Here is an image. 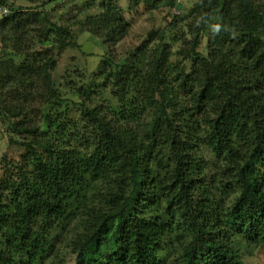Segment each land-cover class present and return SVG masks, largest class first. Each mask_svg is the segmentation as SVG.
I'll list each match as a JSON object with an SVG mask.
<instances>
[{
  "label": "trees",
  "instance_id": "1",
  "mask_svg": "<svg viewBox=\"0 0 264 264\" xmlns=\"http://www.w3.org/2000/svg\"><path fill=\"white\" fill-rule=\"evenodd\" d=\"M14 1L0 0L10 9L0 20V116L28 151L4 159L0 264H62L60 252L73 264H246L264 250V0H194L184 14L180 0H129L170 11L161 34L147 35L165 40L182 23L180 45L156 44L148 62L140 44L108 69L119 110L82 104L68 148L63 122L55 144L38 146V136L44 119L53 124L45 107L58 98L57 58L80 48L70 25L112 47L130 21L115 0H83L65 23L45 8L57 0Z\"/></svg>",
  "mask_w": 264,
  "mask_h": 264
},
{
  "label": "rangeland",
  "instance_id": "2",
  "mask_svg": "<svg viewBox=\"0 0 264 264\" xmlns=\"http://www.w3.org/2000/svg\"><path fill=\"white\" fill-rule=\"evenodd\" d=\"M100 0H97L99 2ZM117 4L121 5L124 16L130 21V29L126 37L117 43L115 46L107 47L96 36L87 32H80L79 27L70 25L71 31L74 34L75 41L80 45L78 49L66 48L57 58L56 68L51 72V77L58 88V98L49 102V105L45 107L46 114H49L53 119L51 124L47 119H44L40 124L41 133L38 136L41 138V144L38 146L47 147L56 143V139L60 136L59 129L63 122L65 129V139L70 142L69 135L71 132L74 135H70V138H74L76 134V124L79 120H82V104L87 106L102 105L103 109L106 106H112L113 109L119 110V105L116 99L111 95L110 85L106 78L108 77V69H116L117 66L122 65L129 57L130 51L136 48L140 44H145L146 59L148 62L153 59L152 48L156 44L168 43L171 45V49L175 50L180 45V41L173 40L174 35L177 34L184 27L182 23H178L173 29L165 31V40H161L159 35H155L149 38L147 32L154 29L159 34L161 30L165 28L167 22L171 19L170 11L167 13L162 7L155 9H148L146 5H132L129 6V0H115ZM10 3L11 0H8ZM95 3V8L91 11L94 12L98 9V4ZM194 0H180L179 11L180 14H184L191 6ZM14 5L21 7H29L31 3L26 0L14 1ZM83 7V0H57L53 3H48L45 8L54 13L62 14L58 22H68L66 20V12L76 13ZM98 12V10H97ZM86 13L81 11V14L77 16L78 19L85 17ZM70 21V20H69ZM36 49L43 48L41 44L36 43ZM197 50L205 55L206 43L204 38L199 40ZM1 52V45H0ZM105 56L110 59L106 61V65L102 63L101 59ZM171 61H175V57L171 58ZM19 57L15 58V63H20ZM103 73H101V71ZM102 74V75H101ZM167 77L174 78L173 74H167ZM173 80V79H170ZM174 91H176V85ZM82 87L86 90V94L79 90ZM165 96L168 102L173 100L171 90L165 91ZM137 111L138 108L136 109ZM132 111V115H137V111ZM145 113V114H144ZM141 116V122L147 124L148 121H152L154 116H159L160 111L156 113L151 111L144 112ZM10 121L0 116V177L3 174L4 159L18 161L22 155L27 153V149L22 144L25 140L23 135L12 132ZM55 123V124H54ZM75 125V126H74ZM78 126V125H77ZM141 127V132L143 131ZM73 146V142L64 146V148ZM39 152V149H37ZM204 156L208 162L211 170H213V164H215V157L208 153L207 149H203ZM213 168V169H212ZM63 247L60 249L62 250ZM62 257H65V261L62 264H73V259L68 257L66 253L60 252ZM243 261L246 264H264V250L256 249L252 256H247ZM42 264H52L51 257L44 260Z\"/></svg>",
  "mask_w": 264,
  "mask_h": 264
},
{
  "label": "built area",
  "instance_id": "3",
  "mask_svg": "<svg viewBox=\"0 0 264 264\" xmlns=\"http://www.w3.org/2000/svg\"><path fill=\"white\" fill-rule=\"evenodd\" d=\"M10 13V9L6 6L0 5V20Z\"/></svg>",
  "mask_w": 264,
  "mask_h": 264
}]
</instances>
